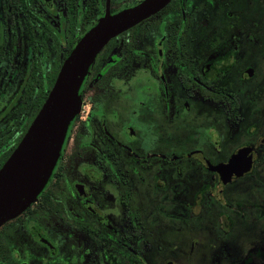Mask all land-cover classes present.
Instances as JSON below:
<instances>
[{
  "label": "flooded vegetation",
  "instance_id": "obj_1",
  "mask_svg": "<svg viewBox=\"0 0 264 264\" xmlns=\"http://www.w3.org/2000/svg\"><path fill=\"white\" fill-rule=\"evenodd\" d=\"M143 1L0 0V167L80 39ZM78 97L0 264H264V0H170L108 40Z\"/></svg>",
  "mask_w": 264,
  "mask_h": 264
},
{
  "label": "water",
  "instance_id": "obj_2",
  "mask_svg": "<svg viewBox=\"0 0 264 264\" xmlns=\"http://www.w3.org/2000/svg\"><path fill=\"white\" fill-rule=\"evenodd\" d=\"M170 0H144L102 18L77 43L27 131L0 167V226L37 198L59 157L67 127L78 110V90L89 65L110 38L154 14Z\"/></svg>",
  "mask_w": 264,
  "mask_h": 264
},
{
  "label": "trees",
  "instance_id": "obj_3",
  "mask_svg": "<svg viewBox=\"0 0 264 264\" xmlns=\"http://www.w3.org/2000/svg\"><path fill=\"white\" fill-rule=\"evenodd\" d=\"M32 116V114H31ZM30 120H24L21 117H17L12 121V131H11V153L27 131V127Z\"/></svg>",
  "mask_w": 264,
  "mask_h": 264
}]
</instances>
